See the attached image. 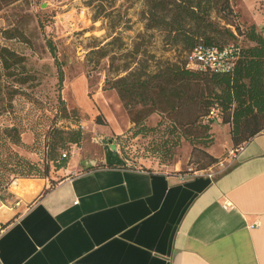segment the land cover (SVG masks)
<instances>
[{
  "label": "crops",
  "instance_id": "obj_1",
  "mask_svg": "<svg viewBox=\"0 0 264 264\" xmlns=\"http://www.w3.org/2000/svg\"><path fill=\"white\" fill-rule=\"evenodd\" d=\"M245 2L254 17L243 21L263 29L254 6L264 0ZM123 160L76 170L74 158L53 183H12L0 208V264H264V131L215 170Z\"/></svg>",
  "mask_w": 264,
  "mask_h": 264
},
{
  "label": "rangeland",
  "instance_id": "obj_2",
  "mask_svg": "<svg viewBox=\"0 0 264 264\" xmlns=\"http://www.w3.org/2000/svg\"><path fill=\"white\" fill-rule=\"evenodd\" d=\"M149 7V0H20L0 8V46L26 56L30 74L35 77L26 85V94L38 107L31 112L32 103L22 105V96L17 95L14 108L2 113L0 123L12 124L14 119L30 112L25 122L34 129H41L43 135L37 139L35 130H28L22 136L25 145L13 146V149L36 163L41 171L49 165L47 179L51 183L53 176L59 178L62 174L50 160L54 136L48 131L56 114L52 106L63 110L57 120L59 127L82 128L80 145L68 144L66 150L58 151L61 157L67 154L69 163L74 158L79 159L76 170L84 169L87 160L105 164L102 159L106 157L107 145L113 144L129 164L144 170L185 169L193 173L235 162L230 126L222 124L218 111L204 122H209L210 118L216 121L208 134L202 133L198 125L182 128L180 141L173 146L176 140L170 139L177 134L169 135L173 116L152 114L144 123L154 130L137 134L140 128L133 122L130 109L125 108L117 90L111 88L117 79L131 73L156 72L174 63L187 66L188 52L167 43L165 33L150 25ZM235 9L241 13V20L254 17L245 0H236ZM254 9L264 13V3L256 4ZM49 41L63 66L62 86ZM14 81V76L4 78L7 98ZM60 97L67 111L62 109ZM132 108L135 112L141 109ZM197 136L207 138V146L192 142ZM167 143L169 146L165 147ZM8 154L6 149H0V159ZM210 156L217 162L209 165ZM20 178L0 168V208L5 207L9 199L5 187Z\"/></svg>",
  "mask_w": 264,
  "mask_h": 264
},
{
  "label": "trees",
  "instance_id": "obj_3",
  "mask_svg": "<svg viewBox=\"0 0 264 264\" xmlns=\"http://www.w3.org/2000/svg\"><path fill=\"white\" fill-rule=\"evenodd\" d=\"M18 1L20 0H0V8ZM235 2L236 0H149L150 25L165 33L167 43L181 46L188 54L196 47L220 51L232 48L230 57L233 58V65L228 71L213 72L174 63L156 72L131 73L117 79L111 88L117 90L125 108L130 109L133 122L140 128L137 134L144 135L154 130L144 123L146 118L155 113L167 114L173 116V127L169 135L175 136L177 133L174 139H170L176 140L173 143L176 146L182 136V128L198 125L202 133L208 134L216 121L210 118L209 122H204L214 110L218 111L222 124L230 126L234 149L245 145L264 131V28L259 29L254 24L247 25L241 20L242 16L235 9ZM246 41L249 45H245ZM48 47L55 59L62 86L65 79L63 66L57 60L51 41L48 42ZM26 61V56L17 50L0 46V116L8 108H14V98L17 95L22 96V105L32 103L29 107L31 112L38 109L36 101H31L26 94V85L35 78L30 74ZM13 76L15 81L9 87L10 97L7 98L4 95V78ZM59 101L63 105L62 109L67 111L61 97ZM132 107L141 109L135 112ZM51 110L56 114L48 131L54 136L50 144V160L60 170L66 168L69 159L67 154L61 157L58 151L66 150L68 144L80 145L83 132L82 128L67 130L59 127L57 120L63 110L53 106ZM29 116L30 112L25 117L14 119L12 124L0 123V149L9 151L5 158L0 159V168L22 178L47 179L49 165L41 171L36 163L13 149V146L19 148L25 145L22 136L28 130H35L37 139L43 135L41 129H34L29 122H25ZM197 137L192 142H202L207 146V138ZM167 146L169 143L165 145ZM210 158L212 160L209 165L217 162L212 156ZM10 185L5 187L6 190ZM48 191L46 189L43 194ZM8 196L10 198L9 192Z\"/></svg>",
  "mask_w": 264,
  "mask_h": 264
},
{
  "label": "built area",
  "instance_id": "obj_4",
  "mask_svg": "<svg viewBox=\"0 0 264 264\" xmlns=\"http://www.w3.org/2000/svg\"><path fill=\"white\" fill-rule=\"evenodd\" d=\"M232 48H224L221 51L215 48H203L196 47L187 55V68L196 69H209L213 72L228 71L233 65ZM215 110L212 112L214 113ZM245 145L240 146L238 149L232 151V159L235 161L241 150L244 149ZM66 155H63L65 157ZM195 172V171H194ZM212 177L213 174H210ZM230 206V205H227ZM226 206V207H227ZM3 226L0 223V236L3 232ZM1 238V237H0Z\"/></svg>",
  "mask_w": 264,
  "mask_h": 264
},
{
  "label": "water",
  "instance_id": "obj_5",
  "mask_svg": "<svg viewBox=\"0 0 264 264\" xmlns=\"http://www.w3.org/2000/svg\"><path fill=\"white\" fill-rule=\"evenodd\" d=\"M105 156V164L109 167L120 166L125 164V161L123 160L121 155H119L114 144L112 146L107 145Z\"/></svg>",
  "mask_w": 264,
  "mask_h": 264
},
{
  "label": "bare ground",
  "instance_id": "obj_6",
  "mask_svg": "<svg viewBox=\"0 0 264 264\" xmlns=\"http://www.w3.org/2000/svg\"><path fill=\"white\" fill-rule=\"evenodd\" d=\"M16 184V183H15ZM18 184H16V186H17ZM15 189H17V188H15ZM18 190V189H17Z\"/></svg>",
  "mask_w": 264,
  "mask_h": 264
}]
</instances>
